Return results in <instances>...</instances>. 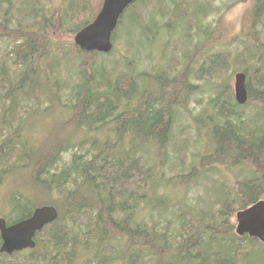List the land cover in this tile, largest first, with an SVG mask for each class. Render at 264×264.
Segmentation results:
<instances>
[{
  "label": "trees",
  "instance_id": "1",
  "mask_svg": "<svg viewBox=\"0 0 264 264\" xmlns=\"http://www.w3.org/2000/svg\"><path fill=\"white\" fill-rule=\"evenodd\" d=\"M193 1L160 0L149 17L137 11L134 22L152 42L154 30L196 18L197 31L217 43L219 33L206 20L220 8L213 7L215 0ZM137 2L143 0L126 12ZM238 2H251L240 52L231 59L227 53L201 55L193 74V67L180 71L181 63L169 60L145 75L154 86L144 89L139 78L116 75L106 62L115 52L118 28L109 54L62 41L90 24L103 0H0V187L12 189L4 218L9 226L44 206L59 215L36 234L33 250L0 254V264H264V245L235 232L237 212L264 200V21L259 16L264 0ZM192 8L197 10L189 16ZM70 56L78 61L77 81L66 100L61 73ZM231 66L247 75V104H237L229 84H220L208 103L214 115L199 128L204 153L188 174L167 178L174 160L185 159L186 147L171 151L170 146L176 112L188 110V96L194 94L192 80L224 81ZM60 99L70 112L62 129L75 127L77 134L51 146L28 120L48 113ZM133 133L139 143L125 144ZM183 143L188 145L187 139ZM217 167H240L250 178L220 184L217 204L206 208L169 202L161 194L173 182L187 191ZM8 178L20 180V186L5 183ZM152 194H161L153 210L163 217L157 221L139 218Z\"/></svg>",
  "mask_w": 264,
  "mask_h": 264
},
{
  "label": "rangeland",
  "instance_id": "2",
  "mask_svg": "<svg viewBox=\"0 0 264 264\" xmlns=\"http://www.w3.org/2000/svg\"><path fill=\"white\" fill-rule=\"evenodd\" d=\"M145 0L143 3H138L135 10L131 8L128 12L124 13L122 18L121 27H117V43L115 45V52L112 56L108 57L110 69L115 71V74L120 75L126 73L133 75L141 80L143 88L148 89L154 86V82L148 81L149 78L145 77L148 73H154V71L160 70L163 66H166V62L172 59H177L181 63L180 71H183L186 67L192 68L191 74L196 72L199 64L198 61L207 54L227 53L230 54V59L235 53L242 50L243 45L239 40L243 36V19L245 13L251 8V2L243 3L239 0H215L213 7L220 8L219 11L211 14L207 18L206 23H211L213 29L218 31L219 38L221 39L217 43H214L213 39L207 36H202L197 31L195 26L196 18H189L178 22L176 25L167 27V29L152 30L153 33L149 35L147 40L146 34L138 29V25L134 22L135 13L141 12L144 15H150V11L160 7V0H148L145 7ZM191 2V0H189ZM192 2H194L192 0ZM234 2V3H233ZM169 7V2L166 1L162 6L163 11ZM185 9H182L184 12ZM197 8H192L189 16L193 14ZM158 18L157 20H159ZM148 20V18H147ZM146 20V21H147ZM168 18L163 19L161 23H164ZM137 22V21H136ZM140 30V32H139ZM191 34L192 41L187 36ZM216 37H218L216 35ZM187 38V39H186ZM66 44L74 42V38L66 36L62 39ZM199 46V50L197 47ZM4 47L0 45V58L3 55ZM194 51L197 53L194 55ZM202 55V56H201ZM69 61L66 62L65 70L61 75L64 79L62 96L66 100L71 98L73 86L76 83L75 73L77 71L78 61L70 56ZM106 59V58H105ZM201 62V61H200ZM64 63L61 64V67ZM155 69V70H154ZM235 68L231 66L225 73L224 81L220 78L211 79L210 81H195L194 94L188 96V110L178 108L176 112V123L173 129L174 141L170 146V150L175 151V146L185 148V159L181 156L174 160L172 166L166 169L167 178L174 177L177 174H188L190 166L197 161V155L204 153L205 139H201L199 136V128L201 126L206 128L208 118L213 116V110L208 105L211 97L217 96V90L222 83L229 84L234 94V76L236 73ZM189 73V74H190ZM115 75V76H116ZM69 76V77H67ZM67 77V78H66ZM209 82V83H208ZM198 102H202V105H198ZM65 103L60 99L57 105L44 115H35L30 118L29 124L31 130L38 133L40 140L46 138L49 145H55L59 138L72 137L77 134L75 127L67 128L63 130V124L69 121L70 112L64 108ZM204 131V130H202ZM187 139L188 145L183 143ZM125 144L129 142L139 143V139L133 134H129L124 139ZM184 159V163L181 162ZM174 168L172 170L171 168ZM216 171H209L201 174L198 180L191 183V186L187 191L183 189V185H177L172 183L168 185L165 190H161V194L165 192L164 196L169 199L168 201L180 202L186 200L193 207L206 208L208 205L217 204L219 198L220 184H226L232 186L237 181H243L250 178L248 173L240 167L234 169H226L225 167H217ZM13 180V185L20 186L18 182L20 180H14L13 178L6 179L5 183ZM182 186V187H181ZM5 186L0 187V217L7 215L8 209L5 205L6 194L12 189ZM160 194V195H161ZM158 194H152L146 204V209L142 210L139 214V218L145 217L148 221H157L163 217H159L153 210L158 206L159 201L157 199ZM180 203H176L179 206ZM163 216L168 218V214ZM170 220L174 221L173 217Z\"/></svg>",
  "mask_w": 264,
  "mask_h": 264
},
{
  "label": "water",
  "instance_id": "3",
  "mask_svg": "<svg viewBox=\"0 0 264 264\" xmlns=\"http://www.w3.org/2000/svg\"><path fill=\"white\" fill-rule=\"evenodd\" d=\"M136 1L103 0L95 20L75 35V45L84 52L111 53L114 47L112 38L119 21ZM234 79V98L237 104L243 106L249 99L247 75L239 72L235 74ZM58 216L55 207L44 206L37 208L30 218L9 226L6 219L0 217V254L11 256L14 253L33 250L36 247V234L55 222ZM235 232L239 237L248 236L264 245V200L237 212Z\"/></svg>",
  "mask_w": 264,
  "mask_h": 264
},
{
  "label": "flooded vegetation",
  "instance_id": "4",
  "mask_svg": "<svg viewBox=\"0 0 264 264\" xmlns=\"http://www.w3.org/2000/svg\"><path fill=\"white\" fill-rule=\"evenodd\" d=\"M53 1H55V0H46V3L47 4H51V3H53ZM57 1H61L63 4H68L69 2H70V0H57ZM103 4V3H102ZM98 14V13H97ZM97 16V15H96ZM96 16H95V18H96ZM259 16H260V18L261 19H263V21H264V10L262 9V12H260V14H259ZM95 18L93 19V21L95 20ZM92 21V22H93ZM87 26V25H86ZM85 26V27H86ZM262 28H264V26L262 27ZM262 31H264V29H262ZM262 35H263V37H264V33H262Z\"/></svg>",
  "mask_w": 264,
  "mask_h": 264
},
{
  "label": "bare ground",
  "instance_id": "5",
  "mask_svg": "<svg viewBox=\"0 0 264 264\" xmlns=\"http://www.w3.org/2000/svg\"><path fill=\"white\" fill-rule=\"evenodd\" d=\"M43 37V36H42ZM39 44V43H38ZM209 83V82H208Z\"/></svg>",
  "mask_w": 264,
  "mask_h": 264
}]
</instances>
